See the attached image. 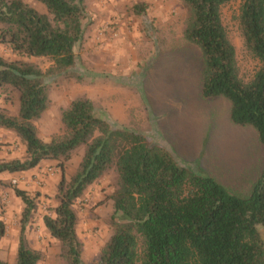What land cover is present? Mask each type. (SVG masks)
<instances>
[{"label": "trees", "instance_id": "trees-1", "mask_svg": "<svg viewBox=\"0 0 264 264\" xmlns=\"http://www.w3.org/2000/svg\"><path fill=\"white\" fill-rule=\"evenodd\" d=\"M44 12L24 0H0V98L13 101L11 114L0 105V129L12 131L25 147L23 158L0 159V173L32 170L43 160L57 161L60 178L56 202L42 222L60 244L65 264H264V163L246 193L235 192L209 175L183 166L151 137L114 125L96 113L93 101L73 99L60 111L64 130L46 142L35 121L49 106L44 77L75 74V49L84 38L89 17L86 0H37ZM187 10L183 37L198 46L204 100L224 98L229 119L252 127L264 149V0H240L238 26L243 44L257 64L248 79L239 74L235 47L222 21V7L234 0H181ZM141 14L145 3L132 5ZM48 58L43 70L26 58ZM84 151L67 178L66 161ZM113 169L115 189L111 235L95 262L82 259L74 204ZM4 182L0 179V188ZM24 204L13 264H37L42 253L27 237L37 199L12 185ZM5 224L0 220V241ZM0 264H8L0 258Z\"/></svg>", "mask_w": 264, "mask_h": 264}, {"label": "rangeland", "instance_id": "rangeland-1", "mask_svg": "<svg viewBox=\"0 0 264 264\" xmlns=\"http://www.w3.org/2000/svg\"><path fill=\"white\" fill-rule=\"evenodd\" d=\"M44 12L37 0H24ZM87 26L76 47L75 74H50L44 77L49 106L35 121L37 135L48 142L64 130L62 108L78 96L90 98L96 113L114 125L139 132L166 146L185 167L212 176L229 189L246 193L264 163V149L255 130L237 126L229 119V103L224 98L204 100L200 94L203 61L196 44L183 37L187 10L181 0H86ZM144 2L145 11L137 14L134 3ZM240 0L222 7V21L235 47L239 74L248 79L257 61L246 50L238 26ZM0 55L13 57L0 45ZM44 71L52 64L45 57L26 58ZM13 101L0 105L11 114ZM25 147L14 132L0 129V159L23 158ZM84 147H78L66 161L67 178L81 160ZM116 173L111 169L91 185L74 208L77 230L83 242L82 259L95 262L111 235V193ZM60 178L57 161L47 159L35 172L0 173V220L5 234L0 241V258L13 264L24 207L12 185L25 189L37 199L27 226L31 246L41 251L37 264H65L59 242L50 236L42 222L56 202Z\"/></svg>", "mask_w": 264, "mask_h": 264}, {"label": "crops", "instance_id": "crops-1", "mask_svg": "<svg viewBox=\"0 0 264 264\" xmlns=\"http://www.w3.org/2000/svg\"><path fill=\"white\" fill-rule=\"evenodd\" d=\"M44 161L45 160H43L37 167H35V168H33L32 170H29V171H27V172H21V173H24V174H27V173H32V172H35L38 168H39V166H41V165H43V163H44ZM18 173V172H17ZM7 174H11V173H7Z\"/></svg>", "mask_w": 264, "mask_h": 264}]
</instances>
